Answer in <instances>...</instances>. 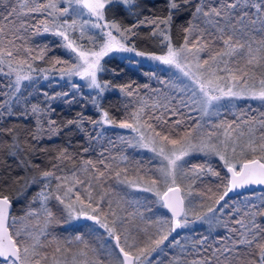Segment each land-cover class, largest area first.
<instances>
[{
    "label": "snow or ice",
    "instance_id": "obj_1",
    "mask_svg": "<svg viewBox=\"0 0 264 264\" xmlns=\"http://www.w3.org/2000/svg\"><path fill=\"white\" fill-rule=\"evenodd\" d=\"M61 3L67 6L61 7ZM0 6L8 9L7 14L0 12V74L9 78L8 87L19 92L22 81L32 80L33 73H45L47 78V73L55 69L61 77H79L89 89L97 90L91 103L100 116L97 120L78 112L74 118L61 123L52 118L54 108L32 105L35 128L27 130L24 140L13 135L11 142L7 143V153L12 158L19 157L25 168L36 170L38 176H33L31 183H41L42 187L33 197L25 216L20 218L11 216L12 201L0 191V264H104L102 253L110 258L109 264H151L148 256L176 228L190 223L187 219L190 213L196 220H203L210 226L215 221L227 229L229 235L221 237L222 246L216 248L213 255H223L227 264H233V258L244 260V264H264V198L259 205H246L243 218L231 221L239 227H231L215 215H208L224 212L227 202L223 205L220 202L233 189L264 185V112H260L258 120L244 113L232 121L201 122L205 116L220 115L217 102L225 97L249 98L264 105V0H167L166 16L139 19L138 14L137 22L129 27L109 20L107 14L121 7L136 8L139 6L137 0H0ZM183 10L190 12V18L187 26H180L183 42L174 44L171 34L173 16ZM41 16L43 19H38L37 23L29 22V17ZM141 26H151L150 36L158 38L160 54L137 51L134 44L129 46L131 38L139 35L136 29ZM29 29H32L31 33ZM89 29L100 31L86 36ZM41 31L62 38L61 46L70 53L71 59H52V69L35 67V61L46 59L48 45L34 49L28 46V39ZM77 31L79 37L74 35ZM85 38L92 47L77 42ZM114 51L134 52L136 56L175 69L179 73L176 80H162L160 83L167 84L176 94H164L163 103L149 104L147 99L139 97L138 90L131 84L122 85L119 91L126 97H138V102L126 104L125 118L117 121L99 99L110 84L107 81L102 83L98 78L99 73L106 71L103 58ZM57 65L61 67L57 69ZM257 69L262 70L259 78ZM13 76L14 81L11 80ZM80 87L72 84L77 91ZM69 95L68 92L57 93L50 99ZM71 95L74 100L75 92ZM72 100H65V103L71 104ZM130 107L132 110L128 111ZM149 108H163V112L159 115L154 111L146 112ZM193 112L200 113V118L191 115ZM165 113L179 115L180 119L169 122ZM188 121L192 122L190 127ZM87 124L130 129L136 133L132 138L136 140V146L154 153L159 166L154 169L138 166L134 178H130L127 167L117 165L114 168L110 161L115 157H105L103 152L98 161L82 160L81 166L77 167L75 157L69 152L71 142L69 146L54 149L41 146L44 140L60 136L65 130L67 133L74 130L84 133L90 140L101 136L97 133L96 137H91ZM7 131L12 133L14 130ZM194 132L198 135L194 136ZM120 140L125 138L120 137ZM127 142L131 143L130 140ZM91 147H84L83 152H89ZM198 153L222 161L226 169L224 175L207 160L188 167L185 157ZM41 154L47 156L50 168L42 169L41 164L35 162L34 158ZM127 159L126 156L120 157L121 161ZM65 162H70L72 167L66 170L62 167ZM206 177L221 181L225 191L215 200L219 208L210 206L206 213L200 214L195 211L194 201L205 193L198 192L193 199L188 196L192 195L191 186L197 181L204 183ZM185 179L190 181L187 195L181 186ZM108 180H115V185L105 187ZM120 186L153 193L159 204L171 212L170 219L155 221L162 233L158 239L147 236L141 247L137 238L124 228L126 221L119 213L126 211L125 203L131 202L119 195L117 188ZM207 192L211 194L212 188L209 187ZM208 198L211 199V195ZM51 201L56 202L57 211L66 213L69 218L83 217L93 221L97 227L88 234L91 238L84 234L71 239L54 235V226L59 221ZM36 203L38 207L31 206ZM135 203V212L128 215H139L143 219L144 214L139 209L145 207L151 211V208L139 200ZM200 206H203L202 201ZM235 212L239 213L240 209ZM32 219L35 224H31ZM25 220L29 223H23ZM18 223L23 226L17 228ZM99 229L107 234V240L103 235H95ZM206 240L207 237L196 244L203 247ZM174 264H180L179 257ZM187 264H212V261L211 258H201Z\"/></svg>",
    "mask_w": 264,
    "mask_h": 264
},
{
    "label": "trees",
    "instance_id": "obj_2",
    "mask_svg": "<svg viewBox=\"0 0 264 264\" xmlns=\"http://www.w3.org/2000/svg\"><path fill=\"white\" fill-rule=\"evenodd\" d=\"M137 4L139 6L136 8L125 9L121 7L115 9L113 12L108 13V17L119 22L124 27H129L137 22L138 14L139 19H143L145 16L162 17L167 15V0H137ZM9 7H11V4H9ZM7 10L8 9L6 7L0 6V12L7 14ZM189 18L190 12L188 10H183L179 14H174L173 27L171 30L172 41L174 44L183 42L184 34L180 26H187ZM35 19L38 21L39 17ZM151 30V26H141L136 29L139 35L131 38L129 46L134 44L137 51L160 54L161 46L158 43V38H152L150 36ZM87 33L92 35L91 32ZM32 40L33 41H31L30 38L28 39V45L34 49L37 48V46L43 47L44 45H48L46 59L44 61H35V67L52 69V64L50 62L52 59L58 58L64 61L70 60V55H68L69 52L61 46L62 43L57 38L45 36L40 37L38 40ZM35 41L38 42V45H36ZM102 63L104 64L106 71L99 73L98 78L102 83L105 81L109 82L110 87L99 98L100 103L105 109L110 111L117 121L125 118L126 104H130V102L134 101L138 102V97H126L119 91V87L122 85L131 84L133 88L138 90L139 97L147 99L149 104L155 103L156 101L163 103L164 94H168L169 96L172 95V92H169L170 90L167 88V84L160 83L162 80H175L176 75L173 74V71H170L171 69H169L168 66L167 68H163L165 65L155 63V61L149 59L140 60L138 58L136 60H131L124 56H110L104 59ZM59 67L61 66H56L57 69ZM261 71V69H257V78H259ZM153 73L155 75H153ZM13 79L14 76L11 77L12 81H14ZM73 83L81 86L79 91L72 88ZM8 85L9 78L0 74V105H3V108H0V144L3 145V147H0V191H2L5 195H8L12 201L13 209L11 216L20 218L25 216L33 197H35L40 191L42 184L31 183V178L33 176H38V172L34 169H27L22 166L20 164L19 157L12 158L9 156L7 153V143L11 142L13 135H18L20 140H24L27 130L35 128L36 116L31 111L32 105H38L41 108L49 106L54 108L55 112L52 113V118L61 123L74 118L78 112H83L85 116H91L93 119L97 120L100 116L96 108L91 103V98L96 96L97 90L89 89L85 83H82L77 79L61 77L59 72L55 69H52L47 74V78L44 76L41 79L22 81L19 92H14V89L8 87ZM144 85H148V88H144ZM153 89L157 90V92H153ZM64 92H68L70 94L69 97L60 96L56 99H50V97L56 96L57 93ZM73 92H75L74 100H72L71 95ZM45 93H47V96ZM65 100H72V102L71 104L65 103ZM173 104H175V101H173ZM131 110L132 108L130 107L128 111ZM145 111H154V114L159 115L160 112H163V108H158L156 110L149 108ZM181 111L186 112L187 110L181 109ZM260 112H264V105H262L261 102L251 99H240L234 103L231 109L223 107L219 116H211L207 119V121L203 122L206 123L211 121L212 123H219L220 120L232 121L237 117H242L244 113H247L248 117H255L258 120L261 118ZM191 115L197 119L200 118L198 112H193ZM165 119H168L169 122H171L173 120L180 119V116L165 113ZM150 122L155 123L154 121ZM191 124V121L187 122L189 127ZM86 127L91 137H96L97 133H100L101 136L97 139L90 140L89 136H86L84 133L75 130L71 133H67V130H65V133H62L60 136H53L51 140H44L41 146L54 149L69 146V142H71L69 152L75 157V164L77 167L81 166L82 160L91 159L94 162L98 161L101 158L100 153L103 152L105 157H115L114 161H110L114 168H116L117 165L121 168L127 167L130 178H134V170L138 166L143 169H154L155 167H158L155 164L153 157L148 153L139 152L136 147L129 146L130 143L127 141H132L133 136H131V131L127 133L128 129L121 130L104 125L93 127L91 124H87ZM183 127L184 126L181 127V131L183 130ZM8 129H13L14 131L9 133L7 131ZM158 130L160 129L158 128ZM120 137H124L125 140L121 141ZM90 145L92 147L89 152H83V148L89 147ZM121 156L128 157L127 161H121ZM34 159L36 163L41 164L42 169L51 167V165L47 162V156L44 154H41ZM185 160L188 161V167L192 164H202L207 160L211 162L212 166L217 171L221 172V175H224L226 172V169L223 167V162L219 161L217 157H206L202 153H198L186 157ZM137 162H139V165ZM62 167L67 170L72 167V164L70 162H65ZM149 175H151V173H149ZM18 177L21 179L17 180L16 178ZM115 183V180H108L105 187L115 185ZM209 187L212 188L211 194L207 192ZM128 188V186H120L117 188V192L120 196L124 197L125 201L130 202L129 191H127ZM191 190L194 197H196L198 192L205 193L204 196L198 197V202L202 201V203L206 205L205 208H207V204H209V206L215 204V200L223 194L225 188L223 183L215 177H206L204 183L197 181L191 186ZM257 193L260 196H258L259 198L253 196ZM209 195H211V199L208 198ZM151 197L152 196H148V194H144L142 197L147 200V205L150 202V206L148 205V208H151L154 204L155 199ZM262 198H264V185L246 189L236 195L228 194L224 200L220 202V205L227 202V207L223 213L220 212L216 217H219L218 219L222 222H228L231 227H239L238 225H233L231 221L233 219L243 218L244 211L247 210L246 205H259ZM50 204L53 206V211L56 212V216L59 221V223L54 226V235L70 239L77 234H84L86 238H91L88 234L92 232L94 222L92 223V221L81 220L78 224H68L67 222L69 217H67V214H62L56 210L55 201H51ZM31 206L38 207V203L31 204ZM123 207L126 211L120 212L119 214L125 218V224H127L130 222V219H133V216L128 215V213L134 212L132 202L125 203ZM237 208L240 209L239 213L235 212V209ZM142 210L145 211L146 209L143 208ZM199 211L203 212L199 209L196 212L200 213ZM163 212L164 214H169L165 208ZM229 213H232V215L229 216ZM23 223H29V221L25 220ZM35 223V219H32L31 224ZM41 223H43V220H41ZM22 226L23 225L21 223L16 225L17 228ZM174 232L172 234H174ZM188 232H193V239H195V242L203 240L205 237H207V240L203 247L196 244L195 248L197 250L195 249V251H192L190 248L189 253L188 251L182 253V257L180 259L185 261L184 264H187V262H190L191 260L201 258H211L212 264H227L223 255H220L219 253L213 255L214 250L222 246L221 237L229 235L227 229L224 228L222 224L217 225L215 223L212 229L206 225H199L190 228ZM95 235L104 236V233L103 231H98ZM173 236L174 235H172L171 238H173ZM171 238H169V240ZM172 240L173 239L170 240L171 243ZM181 241L182 239L179 242ZM101 243H103V241H101ZM168 243H166V247L168 246ZM204 249H207V251ZM217 256L219 257L218 260ZM101 259L104 264H109L110 258L107 254L102 253ZM245 259L247 258L245 257ZM233 264H244V260L236 261L233 258Z\"/></svg>",
    "mask_w": 264,
    "mask_h": 264
},
{
    "label": "rangeland",
    "instance_id": "obj_3",
    "mask_svg": "<svg viewBox=\"0 0 264 264\" xmlns=\"http://www.w3.org/2000/svg\"><path fill=\"white\" fill-rule=\"evenodd\" d=\"M60 6L61 7H66L67 5L65 3H61ZM84 18L87 19L88 17H84ZM28 19H29V22L33 23V24L38 22L36 19H33L31 17H29ZM39 19H43V18L39 17ZM108 19L112 20L109 17H108ZM31 31H32V29H29V33H31ZM99 31L100 30H98V29L86 30V36L90 35V33H87V32H91L92 35H95ZM74 35L76 37H79V31H77ZM45 36L55 37L59 41H61V43H62V38L57 37L55 35H52L51 33H43L42 31H41L40 34L31 35L30 39H31V41H33L32 39L38 40L40 37H45ZM77 42L85 44L87 47H92L93 46L91 43H89L87 41L86 38H85V40H79L78 39ZM98 43H99V36H97V45H98ZM36 45H38V42H36ZM28 46H30V45H28ZM40 47H42V46H40ZM33 54L35 55L36 52H34ZM68 55H70V53ZM110 56H116V57L117 56H121V57L124 56L127 59H131V60L132 59L136 60L138 58L140 60H146L147 59L146 57L136 56L134 52L114 51V52L109 53L108 56L104 57L103 60L106 59L107 57H110ZM70 59H71V55H70ZM155 63L160 64L157 61H155ZM163 68H167V66L165 65V67L163 66ZM170 71H173V74H175L176 76L179 75V73L176 72L175 69H171ZM32 75H33V79L32 80H36V79H41L42 77H44L45 73L35 72ZM176 76H175V80H176ZM67 78H69V77H67ZM14 79H15V77H14ZM70 79H77L78 81L86 84V82L81 80L79 77H70ZM182 79H185V78H182ZM185 82H187V81L185 80ZM177 83H179V81H177ZM167 88H168V90H170L169 92H172V95L176 94L174 92V90L170 89L168 86H167ZM240 99H249V98H232V97L223 98L221 101L217 102V107L219 108V112L222 110L223 107H227V108L231 109L233 107L234 103L236 101L240 100ZM255 101H258V100H255ZM199 115H200V113H199ZM211 116H215V115L205 116L201 122L204 123L203 121H207V119L209 117H211ZM104 126H110V125H104ZM110 127H115V128L121 129L118 126H110ZM121 130H125V129H121ZM129 131H131V130L128 129L127 133ZM193 135L196 136L198 134L194 132ZM131 136L136 137V133L132 132ZM129 146L136 147L139 150V152L148 153L150 156L153 157L155 164L157 166H159V159L157 157H155V154L152 153L148 149L136 146V140L135 139H132V141H131ZM189 184H190V181L187 180V179L184 180V185H183V181L181 182V186L184 188L186 195H187V193L189 191V188H188ZM127 191H129V196H130L129 201L132 202V207L134 209V212H135L136 207H137V205L135 203L137 200H139L142 205H146L147 207H148V205L150 206V202L147 205L146 204L147 200L142 198L144 196V194H148V196H152L151 198L155 199L153 206H151V211L142 210L143 208L146 209L145 207H141L139 209L140 212L144 211V212H142L144 214L143 219H141V217L139 215H133V219H130V222L124 225V228H126L128 230L130 235L133 236V237H136L137 240L140 242V246L143 247V241L147 240V236H152L154 239H158L159 236L162 234V233L159 232V230H158L159 226L155 223V221H157L158 219H165V218L170 219L169 218L170 215L169 214L168 215L164 214V212H163L164 208H162V206L159 204L156 196L153 193L143 192V191H140L139 189L133 188V187H129ZM191 192H192V190H191ZM253 196L258 197L259 194L257 193L256 195H253ZM192 197H194L193 196V192H192L191 196H188V199H193ZM198 201H199V199L197 197V200L195 199V201H194V206H195V211H197L198 209L203 211V212L199 211L200 214L206 213L207 212V208L210 207V206H214V207H217V208L220 207V205H216V204H213V205H210V206H209V204H207V208H205L206 205L204 203H203V206L201 207L200 206V202H198ZM219 213L220 212H216L215 214L209 213L208 215L210 217L215 215V217H216V216H218L217 214H219ZM216 218L218 219L219 217H216ZM187 219L190 221V223L186 227L178 228L177 230H175L174 234H169L168 235V238L170 237V235L171 236L174 235L173 238H171V239H173L171 244H169L165 248L164 243H167L168 239L165 240L164 243L161 244L160 247L156 251L152 252L148 256V260L151 262V264H167V263L174 264V262L177 259V257H179V259H180L182 257V253H184L185 251H188V253H189V249L190 248L192 249V251H195L196 242H195V239H193L194 238L193 232H190V233L188 232L189 229L193 228V227H196V226H199V225H206V226H209L210 229H212L214 227V224L216 223L214 221L213 224L210 226L208 223H206L203 220H196L195 217L191 213L188 215ZM79 222H80L79 219L68 218V222L67 223L68 224H70V223L71 224H78ZM96 227L97 226L94 224L92 229H94ZM145 229L147 230L146 232L144 231ZM98 231H103L104 239L105 240L108 239L107 234L104 232L103 229H99ZM181 239H182V241L179 242ZM130 242H132V241L130 240ZM178 251H181V252H178ZM184 263H185V261L180 259V264H184Z\"/></svg>",
    "mask_w": 264,
    "mask_h": 264
},
{
    "label": "water",
    "instance_id": "obj_4",
    "mask_svg": "<svg viewBox=\"0 0 264 264\" xmlns=\"http://www.w3.org/2000/svg\"><path fill=\"white\" fill-rule=\"evenodd\" d=\"M260 186H263V185H248V186H245L244 188H237V189H233L231 192H229L228 194H231V195H236L246 189H250V188H254V187H260ZM12 209L13 207L11 208V212H12ZM165 210L171 215V212L165 208ZM171 218V217H170ZM81 220H86L85 218L81 217L80 218V221ZM93 222V221H92ZM178 228H176L175 230H177ZM174 232V231H173ZM171 232V233H173Z\"/></svg>",
    "mask_w": 264,
    "mask_h": 264
},
{
    "label": "flooded vegetation",
    "instance_id": "obj_5",
    "mask_svg": "<svg viewBox=\"0 0 264 264\" xmlns=\"http://www.w3.org/2000/svg\"><path fill=\"white\" fill-rule=\"evenodd\" d=\"M169 215H170V214H169ZM170 217H171V215H170ZM170 217H169V218H170ZM84 221H88V220H84ZM92 223H93V222H92ZM94 224H95V223H94ZM170 234H172V233H170ZM169 238H171V235H170ZM169 238H168V241H167V243L169 242L168 245L171 243V241L169 240ZM164 244H165V247H166V243H164Z\"/></svg>",
    "mask_w": 264,
    "mask_h": 264
}]
</instances>
